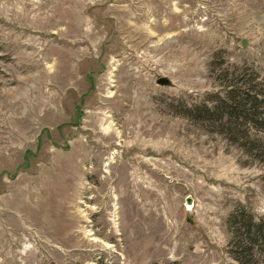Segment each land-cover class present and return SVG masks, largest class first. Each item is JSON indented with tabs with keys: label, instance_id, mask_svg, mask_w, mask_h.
Masks as SVG:
<instances>
[{
	"label": "rangeland",
	"instance_id": "1",
	"mask_svg": "<svg viewBox=\"0 0 264 264\" xmlns=\"http://www.w3.org/2000/svg\"><path fill=\"white\" fill-rule=\"evenodd\" d=\"M230 90L264 99V0H0V264H240L264 115L197 116Z\"/></svg>",
	"mask_w": 264,
	"mask_h": 264
},
{
	"label": "trees",
	"instance_id": "2",
	"mask_svg": "<svg viewBox=\"0 0 264 264\" xmlns=\"http://www.w3.org/2000/svg\"><path fill=\"white\" fill-rule=\"evenodd\" d=\"M229 94L233 95L214 108L204 105L203 113H198L197 116L221 123L225 120V130L231 133L234 131V135L241 136V126L245 123L254 124L264 115L259 113V108L264 110V99L249 93L240 92L237 95L234 90H230ZM241 138H244L243 135ZM239 217V221H236V224H239L236 229L239 242L235 245V259L240 264H260L259 248L264 247V223L255 222L253 217L245 212H241Z\"/></svg>",
	"mask_w": 264,
	"mask_h": 264
},
{
	"label": "bare ground",
	"instance_id": "3",
	"mask_svg": "<svg viewBox=\"0 0 264 264\" xmlns=\"http://www.w3.org/2000/svg\"><path fill=\"white\" fill-rule=\"evenodd\" d=\"M112 127V125H111V123L110 124H107V125H105V126H103V128H102V130L105 132V133H111L112 131H113V129L111 128Z\"/></svg>",
	"mask_w": 264,
	"mask_h": 264
},
{
	"label": "water",
	"instance_id": "4",
	"mask_svg": "<svg viewBox=\"0 0 264 264\" xmlns=\"http://www.w3.org/2000/svg\"><path fill=\"white\" fill-rule=\"evenodd\" d=\"M158 83H160L162 85H165V84L168 83V81L166 79H164V78H161V79L158 80Z\"/></svg>",
	"mask_w": 264,
	"mask_h": 264
}]
</instances>
